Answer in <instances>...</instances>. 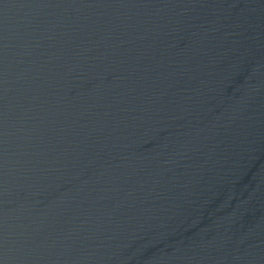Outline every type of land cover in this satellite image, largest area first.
I'll return each instance as SVG.
<instances>
[{"label":"water","instance_id":"water-1","mask_svg":"<svg viewBox=\"0 0 264 264\" xmlns=\"http://www.w3.org/2000/svg\"><path fill=\"white\" fill-rule=\"evenodd\" d=\"M0 264H264V0H0Z\"/></svg>","mask_w":264,"mask_h":264}]
</instances>
